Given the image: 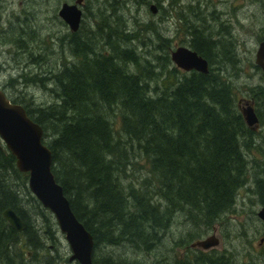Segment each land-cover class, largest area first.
I'll return each instance as SVG.
<instances>
[{"label": "trees", "instance_id": "obj_1", "mask_svg": "<svg viewBox=\"0 0 264 264\" xmlns=\"http://www.w3.org/2000/svg\"><path fill=\"white\" fill-rule=\"evenodd\" d=\"M138 1L161 6L160 0ZM252 1L264 10V0ZM110 8L112 13L101 16L103 24H97L96 32L84 36L80 25L69 33L74 61L44 79L56 90V102L36 108L26 98L5 94L41 126L54 178L72 212L93 237V264H133L113 257L99 259L98 250L101 245L127 244L134 252L150 254L179 215L198 231L222 224L234 211L236 195L248 183L247 157L261 151L255 145L256 133L246 126L235 103L234 73L227 68L234 70L237 60L225 52L216 60L214 50L224 44L207 39L199 28L188 30L189 46L207 61V74L181 72L171 62L168 49L157 60L160 71L143 74L138 64L142 59L131 45L140 33L134 29L137 21L132 22V32L126 31L121 16L124 8ZM140 26L152 29L159 38L152 23ZM18 43L23 46L21 40L5 42ZM247 91L261 123L264 87ZM140 161L150 178L135 187L125 181L128 169ZM15 163V157L0 144V264H29L20 246L28 252L42 251L47 240H56L54 232H59L52 214L30 193L28 175L19 172ZM261 164L256 171L262 176L253 183L264 206V161ZM29 206L37 210L35 216L27 210ZM8 208L21 218L22 232L4 220L2 213ZM34 217L53 229L44 242ZM189 238L199 236L191 232ZM182 242L177 245L182 247ZM44 261L57 264L49 257ZM175 264H232V259L226 251L212 249Z\"/></svg>", "mask_w": 264, "mask_h": 264}, {"label": "rangeland", "instance_id": "obj_2", "mask_svg": "<svg viewBox=\"0 0 264 264\" xmlns=\"http://www.w3.org/2000/svg\"><path fill=\"white\" fill-rule=\"evenodd\" d=\"M74 1L0 0V89H4L11 98H26L36 108H44L56 102V90L44 79L74 61L67 42L71 32L57 14L62 4H73ZM137 1L83 0L80 7V25L86 31L84 36L89 35L88 32H96L97 24H103L102 17H109L112 13L110 5L117 10L124 8L121 16L127 23L126 31L132 32L133 21H137L136 26L139 24V27L135 26L134 29L139 28L140 33L138 32L131 45L137 58L142 59L141 64L138 61L140 69L143 74L144 71H154V74H157L160 71L157 69L160 61L157 60H162L160 57L165 56L166 49L171 52L181 46L190 48L188 42L192 39L191 32L199 28V32L207 39H218L220 44H224V47H216L214 50L219 57L216 60H221L223 52L237 60L234 70H227L235 76L238 74L236 78L232 74L231 81L236 89L235 103L239 112L241 113L245 101L254 109L255 104L249 98L250 92L247 90L264 87L262 73L253 67L258 44L264 38V10L258 3L252 0H160L161 6L158 7L154 1H149L146 5ZM150 3L157 6L156 14L150 12ZM144 23H152L159 38L153 35L152 29L140 26ZM143 29L145 31L141 32ZM188 30L191 31L190 34ZM102 32L107 34L105 29ZM20 36L23 37L20 39ZM18 40L22 41V47L19 43L5 44L7 41ZM98 40L96 36L95 41ZM32 78H35V81L30 80ZM262 113L261 123L253 129L256 133L255 145L261 152L255 156L249 154L247 157L248 183L236 195L234 211L224 217L222 224L213 226L210 231H198L192 229L187 222L184 223L185 217L179 215L174 218L160 243H155V248L150 254L134 252L127 244L116 247L101 245L97 253L98 258L113 257L133 264H175L186 258L190 260L200 252H210L189 249L190 244L215 234L220 244L213 250L218 253L226 251L228 258L232 259V264H264V225L257 218V212L262 206L253 183L262 176L256 171V167L262 166L264 161V109ZM127 176L125 182L132 183L135 187H138L143 179L150 178L142 161L130 167ZM27 210L33 216L37 213V210L30 206ZM34 218L44 242V238L49 237L53 229L44 223L42 218ZM44 231L46 233H43ZM191 232H196L199 239L189 238ZM54 239L56 240H47L42 251L29 252L30 256H27L28 251L24 250L22 244L20 248L26 253V263L44 264L45 258L49 257L56 260L57 264H78L75 261L69 262L71 252L64 236L60 232H54ZM180 241H183L182 247L177 245Z\"/></svg>", "mask_w": 264, "mask_h": 264}, {"label": "water", "instance_id": "obj_3", "mask_svg": "<svg viewBox=\"0 0 264 264\" xmlns=\"http://www.w3.org/2000/svg\"><path fill=\"white\" fill-rule=\"evenodd\" d=\"M82 3L83 0H75L73 4L64 3L58 11L59 18L68 26L71 33L76 32L81 24ZM150 12L156 14L157 7L152 5ZM170 60L183 72L195 71L207 74L209 71L207 61L190 48L182 46L175 48L170 53ZM254 63L264 76V40L258 44ZM241 113L247 127L257 126L258 119L249 102H243ZM0 142L15 157L17 170L28 175L27 187L30 193L54 217L58 230L70 249L69 262L93 264V237L75 217L62 187L54 178L51 170L52 155L43 143L41 126L28 117L21 105L12 103L1 89ZM2 216L17 232L23 230L24 224L13 210L9 208L4 210ZM257 217L264 224V208L259 210ZM219 244V239L212 234L204 239L195 240L190 244V248L208 251L218 247Z\"/></svg>", "mask_w": 264, "mask_h": 264}, {"label": "flooded vegetation", "instance_id": "obj_4", "mask_svg": "<svg viewBox=\"0 0 264 264\" xmlns=\"http://www.w3.org/2000/svg\"><path fill=\"white\" fill-rule=\"evenodd\" d=\"M74 2H75V1H74ZM59 9H60V8H59ZM58 11H59V10H58ZM57 14H58V13H57ZM58 17H59V16H58ZM60 20H61V22H63V20H62L61 18H60ZM63 23H64V22H63ZM64 24H65V23H64ZM67 28H68V27H67ZM173 50H174V49H173ZM173 50H172V51H173ZM169 53H171V52H169ZM254 112H255V111H254ZM255 114H256V113H255ZM256 116H257V114H256ZM257 119H258V118H257ZM258 123H259V120H258ZM248 128H250V127H248ZM250 129L253 130L254 128H250ZM261 208H264V206H262ZM261 208H260V209H261ZM257 213H258V212H257ZM257 218H258V217H257ZM258 219H259V218H258ZM259 220H260V219H259ZM260 221H261V220H260ZM261 223H262V221H261ZM262 224H263V223H262ZM263 225H264V224H263ZM23 227H24V226H23ZM14 230H15V229H14ZM21 232H22V231H21ZM189 249H192V248H189ZM193 250H197V249H193ZM197 251H202V250H197ZM27 254H28L27 256H30L31 253L28 252Z\"/></svg>", "mask_w": 264, "mask_h": 264}, {"label": "bare ground", "instance_id": "obj_5", "mask_svg": "<svg viewBox=\"0 0 264 264\" xmlns=\"http://www.w3.org/2000/svg\"><path fill=\"white\" fill-rule=\"evenodd\" d=\"M151 5H154L156 6L155 4H151ZM157 7V6H156ZM65 25V24H64ZM187 48V47H186ZM192 50V49H191ZM20 105V104H19ZM22 106V105H21ZM23 107V106H22ZM24 108V107H23ZM1 143V142H0ZM76 217V216H75ZM78 220V219H77ZM79 221V220H78ZM81 223V222H80ZM194 228V227H193ZM188 248V247H187Z\"/></svg>", "mask_w": 264, "mask_h": 264}]
</instances>
